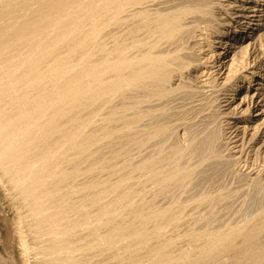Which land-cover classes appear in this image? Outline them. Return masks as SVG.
<instances>
[{"label":"bare ground","instance_id":"6f19581e","mask_svg":"<svg viewBox=\"0 0 264 264\" xmlns=\"http://www.w3.org/2000/svg\"><path fill=\"white\" fill-rule=\"evenodd\" d=\"M20 1L23 0H0V171L27 204V217L32 219L35 234L40 238L42 234L47 236V245L41 239L43 248L34 250L40 264H78V252L84 256L92 251L99 255L107 253L113 264H218L224 258L226 261L227 256L231 258L226 263L223 261L225 264H264V197H258L261 188L253 199H250L251 191H242V203H248L250 209L243 206L246 211L242 214L241 205L242 211L236 210L241 220L225 221L223 226L217 223L219 219L218 222H224V218L217 219L218 212L224 204L221 214L232 215L235 208L228 201L231 192L228 194V188V192L224 190L228 194L226 199L217 193L215 200L223 203L219 207L216 203L214 206L211 196V206L218 209L215 213L216 208H211L212 214L201 215V220L214 223L210 217L215 215L218 227L212 224L209 229L211 224L208 227L205 224L199 226L200 230L194 229L196 232L187 229L185 234L179 233L192 243L191 252V248L188 251L186 247L187 252L182 245L181 256H175L178 239L174 240L170 234L166 236L168 240L157 241L168 228L179 229V222L191 203L202 206L209 198L194 196L193 200L187 195L189 199L184 201L179 197L185 191V181L191 182L194 169L201 162L206 163L204 157L214 152V138L218 136L206 129L208 118L213 117L211 110L208 113V108L199 104L208 113L204 114L208 120L204 121L207 132L200 136H194L193 132L192 139L183 147L172 139L179 122H172L175 117L168 106L174 101L192 99L193 93L187 91V85L173 89L170 84L177 78L196 81L191 78L197 70L193 64L200 62L197 50H209H204L207 44H198L211 38L209 33L216 21L212 13L214 0H43L42 4L36 0L17 9ZM253 6L256 9L259 5ZM47 7L50 9L44 15L41 10ZM262 11L252 10V19L242 24L226 22L213 43L240 47L253 35ZM208 47L211 48L209 41ZM215 51L212 50V55L217 63L221 58L216 57ZM234 86V92L240 90L242 80H237ZM214 102L212 111H218ZM198 109L195 115L199 118L202 110ZM187 127L185 131L190 129ZM109 167L117 169L111 168V173ZM105 169L110 172V179L116 175V181L99 180ZM79 177H83V182ZM71 178L75 182L70 183ZM130 180H133L131 186L139 188L134 194L133 189L121 191L122 185ZM148 187L153 191L149 190L152 194H148L152 197L180 191L171 203L168 201L167 207L162 203V208L158 205L151 209L153 198L145 206L134 205L142 202V196L141 200L136 199L140 202L135 198L142 189L147 192ZM263 191L262 188L264 196ZM111 194L117 198L107 199ZM72 195L77 196L76 201L71 199ZM249 200L255 202L252 207ZM126 208L131 211L126 212ZM122 212L130 214L132 221H123ZM69 214L77 218H70L64 224ZM194 220L193 224L198 221ZM88 226L87 236H80V231ZM101 228L107 229L104 234L100 233ZM21 241L24 251H29L31 245ZM145 248L150 251L146 260L130 258Z\"/></svg>","mask_w":264,"mask_h":264},{"label":"rangeland","instance_id":"374dc122","mask_svg":"<svg viewBox=\"0 0 264 264\" xmlns=\"http://www.w3.org/2000/svg\"><path fill=\"white\" fill-rule=\"evenodd\" d=\"M31 1H36V0L20 1L17 5V9H23V7L26 5V3H30ZM47 1L51 2L52 0H47ZM38 2H40V4H42L43 0H38ZM35 4H36V6H40V4H38L37 2ZM253 5H259V6H256V9H254ZM212 8H213L212 13H213L214 17L216 18V21L213 22V28H212L211 32L209 33L210 34L209 37H211V38H209L208 41H209V45L211 46V48L208 47V41L207 42L204 41L205 43L204 42L202 43V41H199L200 43L198 42L199 43L198 46L207 44L205 46L204 50H207V49H209V50L204 51V52L199 51V50L196 51V55L199 53L197 55V58L200 62L196 63L197 65H195V63L193 64V66H197V70L194 73H192V75H191V78L195 79L196 81H191L189 79H184L183 81H181L179 78H177V79H174L170 84L171 85L170 87L173 89L181 88L180 86H182L183 84H184V86L187 85L188 86L186 88L187 91L189 89V92L193 93L192 99L178 100L179 101V102H177L178 104L175 103V101H174V103H172L173 105L171 104L170 106H168V107H170V108H168V111L171 112V110H172L171 113H174L173 116L176 119L172 117L173 123L176 124L177 122H179V123L181 122L180 124L177 123L178 124L176 127L177 129L175 128L177 131L175 129H173L174 135H173L172 139H175L174 141L179 142V143L177 142L176 144L181 145L183 147L187 146L188 141L190 142L193 135L194 136L195 135H199V136L204 135L210 129L213 131L214 137H215V135L218 136V137L214 138L215 139L214 140L215 144H214V148H213L214 154L210 153L211 157L210 156L204 157V158L207 157L209 159V161H208V159L206 158V161H207L206 163L208 165L206 166V163H204L205 161H203V162H201V165L197 166L199 168L196 167L198 170H196V168L194 169L195 173H193L192 178L190 179L191 182L188 183L189 180H187V182L185 181L184 187L187 190L183 187V190H185V191H183V193L180 194V197H179V198H181L180 200H184V201L188 200L190 196H191L190 199L193 197V200H194V196H195V198L196 197L200 198V196L204 197L205 195H206L205 197H207V195H208V197L210 199L213 197L212 199L215 200V198H216L215 196H218V194L220 192L221 194H219V196L221 197V199L222 198L226 199V197L232 196L231 199H232L233 203L231 200H229L230 197H228L229 198L228 201H230L231 204L234 205V206L232 205L233 208H235L234 210L232 209V206H231V210H233L231 212L234 213L236 210L238 212L242 211L241 207H240L241 205H242V207L243 206L247 207L246 205L248 203L246 205H243L242 202H244V201H242V198H240L242 196L244 198V193L242 191H245V189H246V192L248 190L252 192L251 193L248 191L250 193L249 194L250 196L252 194V197L250 199H253V197L255 196L254 193L256 194L257 190H260V188H261V190L259 191L260 194L258 195V197H260V199H263L262 197H264L263 195H261L262 188L264 190V0H261L259 2L257 0H214ZM49 9H50V7H47L45 10L42 9L41 11H43L44 15H46L47 12L49 11ZM261 9H263V11H262L263 16L259 18V21H257L258 26L256 27L255 31L253 32V35H251V37H249L248 41L245 43H241L239 45L240 47L231 48L229 45H225L224 43L223 44L222 43H219V44L213 43L216 40V33L218 31L222 30L221 26H224V24L226 22L227 23L228 22L229 23L235 22L238 24H240V23L242 24L244 22L249 21V19H252L250 17V16L254 15V12H252V10H261ZM51 11L52 10H50V12ZM6 14H7V12H5L4 15H6ZM242 16H247V17H242ZM215 28H217V29H215ZM198 33L199 32H197L196 35ZM248 43H249V46H248ZM250 46H251V48H250ZM212 50H214V51L216 50L215 51V55H217L216 57L221 58V59L217 60L218 61L217 63H214V61H213L214 56L212 54L214 52H212ZM243 61H245V62L243 63ZM241 63H243L244 65ZM258 64H261L262 66L260 68H258L259 67ZM241 66H243V67H241ZM254 69H256V70L259 69V70L254 71ZM254 72H258V73L255 74ZM247 77L248 78L251 77V79L249 80V79H247ZM237 80L238 81L242 80V87L237 92H234L233 88L235 87L234 85H236ZM178 85H179V87H178ZM191 90H193L194 92ZM216 95H218V97ZM202 99H205L206 101L202 100ZM193 100H196V101L194 102ZM214 100L216 102H214ZM186 102H187V104L185 105ZM213 102H214V107L216 104L219 107L218 111H215V110L212 111L213 105H211V103L213 104ZM183 104L185 105V108H184ZM199 104H200V107L203 106L204 108H208V110H206L208 113H210V110H211L210 114H212L213 117L210 118L211 117L210 116L208 118V120L210 119V121H208L206 118L208 113L204 109H203L204 112H202L203 110L199 107ZM190 106H191L192 111L190 109ZM194 106L197 109L199 107V109L202 110L198 114V116L202 115L199 117L200 119L195 115V114H197L196 113L197 109ZM188 110L191 111L192 113L191 112L188 113L189 112ZM195 110H196V112H195ZM181 111L183 113H181ZM191 114L194 116H192ZM178 115H181V116L179 117ZM176 116L179 117V120L177 119L178 117H176ZM195 116L198 119L195 118ZM202 117H204L206 119L203 120ZM193 118H195V119H193ZM212 119H214V120H212ZM176 120H177V122H175ZM192 121H194V122L192 123ZM204 121L205 122L208 121V122H206L207 128L205 126L206 123H204ZM211 121L213 123H211ZM185 122H186V124L188 123L187 124L188 127L191 125L189 127L190 129L195 126L197 131L192 130V129H191L192 130L191 131L186 126V124H184ZM201 122H203V123H201ZM192 124H193V126H192ZM194 124H196V125H194ZM197 124H198V126H197ZM200 124L203 126H201ZM183 127H184V129H183ZM186 127L189 130L185 131ZM195 128H193V129H195ZM205 128L207 129V131ZM212 128H214V129H212ZM202 129H203V131H202ZM217 129H219V130H217ZM189 131H191V132H189ZM215 131L218 133H216ZM193 132H195V133H193ZM199 132L202 134H200ZM192 133H193V135H192ZM190 135H191V137H190ZM188 138H190V139H188ZM216 138H218V139H216ZM220 139H221V141H220ZM216 145H217V147H216ZM147 151H145V152H147ZM221 153H222V155H221ZM207 155H209V154H207ZM191 161L193 162L194 160H191ZM217 161H219V162H217ZM127 162H129V161H127ZM222 163H223V166H222ZM128 165H129V163H127V169L130 168V166H128ZM195 165H196V163H195ZM202 165H204V166H202ZM226 165H228V166H226ZM229 166H230V168H229ZM111 168H113V167H109L107 169L109 170ZM115 168L116 167H114L113 170ZM107 169H105V170H107ZM127 169H125V173H128V172H126ZM215 169H216V171H215ZM113 170L111 169V171L110 170L109 171L112 173ZM107 171L102 172V174H103L102 176H101V174H99L100 175V177H98L99 180L105 178L106 180H110L111 183L116 181V178H115L116 175H113V176L111 175V179H110V175H109L110 172L109 171L107 172ZM116 174H117V172H116ZM195 174H197V175H195ZM199 176H201V177H199ZM118 177H120V176H117V179H118ZM74 178H76V177H74ZM80 178H81L80 181L83 182L82 181V180H84L83 177H79V179ZM105 179L103 181H105ZM69 180H70V183H73V181L75 182V179L73 181H71L72 178ZM77 181H78L77 182V184H78L80 181L79 180H77ZM132 181L133 180L126 181L125 184L122 185L124 187L123 188L121 187V191H127V190L131 191V189H133L131 191L133 194L135 193L134 190L137 189L136 191H138V189H139L138 187L136 188V186L135 187L131 186L132 184L130 182H132ZM128 183H129V186H128ZM197 183L199 185H197ZM236 184H238V186ZM194 185H196V186H194ZM212 186H213V188H212ZM241 186L242 187L244 186V187L241 188ZM245 186H247V187L245 188ZM206 187H208V188H206ZM222 187H223V189H222ZM124 188H126L127 190ZM145 189H147V188H145ZM150 189L151 188L148 187V191ZM235 189H237V191L240 189V191L237 192V191H235ZM142 190H141L142 195L140 193V195H137L135 198V200L136 199L141 200L140 197L142 196V202L138 203V204L135 203L134 205L144 204L143 206H145L146 204L152 202V201L149 202V200L151 198H153L154 200L153 199L152 200L155 203L154 202L152 203V205H154V206L151 205L152 206L151 209L157 208L158 205H160V206H158V208H162V206L167 207V205H169V202L171 203L173 197H177L176 194H178V192L180 191V190L178 192L173 191L172 194L170 192V193H168L169 195L167 194L168 196H166L165 194H161V195L160 194H156V195L153 194V197H152V195H148V194H152V193H150L151 190L149 191V193H148V191L144 193V190L143 191ZM224 190L226 192L229 191L228 194L231 192L232 195H230L231 193L228 195ZM233 190H234V193L232 192ZM118 192H120V190L117 191V193ZM151 192H153V191H151ZM206 192H207V194H206ZM213 193H215V195ZM223 193H225L224 197L221 196ZM241 193H243V194L241 195ZM263 193H264V191H263ZM143 194L147 195L145 197L149 196L147 198L148 200L147 199L145 200V197L143 200ZM170 194L172 196H170ZM187 195L189 197H187ZM226 195H228V196H226ZM113 196L117 198V196L111 194V196H109L107 199H112V198H114ZM73 197L74 198H71V199L72 200L75 199L74 201H76L77 196L74 195ZM116 198H114V199H116ZM167 198H168V200H167ZM209 198L205 200L206 203L205 202H203L204 204L202 203V206L201 205L196 206L197 205L196 203H194V205H193V203H191L190 206H188L186 208V212L189 210L187 212L188 214L186 212H184V217H182V220L179 222V224L181 226L180 225L178 226L179 229L175 228L177 230V231L175 230L176 233L179 231L178 234L174 233L175 231L173 230V228H171L173 231H169L171 229L168 228V230H166V233L164 234L165 237L160 236L161 238L158 237L157 241H159L158 239H160V240L163 239V241L168 240V237L170 234V237L173 236L174 240L178 239L176 241V242H178V245H179L178 249L180 247H182V245H183V246H185V248L184 247L183 248L186 251H187V249L189 251V249L191 248L189 251V252H191V250L194 248L193 246L191 247L192 243L190 242L189 239H186V240H189L188 242H190V245H188V242L185 240V238L182 235H179V233L181 234L183 232L185 234V232H186L185 230H187V229H188L187 231L200 230V229H198L199 226L205 227L207 225V227H208L211 224L210 225L211 227H208L210 229V228H212V224L214 225L216 223L217 219H219V218H222V219L224 218L223 219L224 222H222V223L218 222V221H220V219L217 221V223H219V225L222 224V226L226 222L231 223L230 221H233V223H236V221H238V219L241 220V217L239 214H237L238 213L237 211H236L235 215H233V213H232V215L234 217L232 215H230V217H227L229 215H227V216L222 215L221 209L224 207V204L220 203L217 200L213 201L211 199V201H210ZM234 198H236V199H234ZM161 199H162V201H161ZM208 200H209V202H207ZM136 201L140 202L139 200H136ZM212 201L214 202V206H215V203L218 207L220 206V204H223L222 207H220V211L218 210L219 211L218 214L220 213L223 217L222 216L220 217L219 216L220 214H219L218 218L215 219L216 217H215V215H213L214 217L211 216L210 218L211 219L214 218L215 222L212 223L213 221L210 219L211 220L210 224H207L209 221L206 223V222H204V219L201 220V218L207 217V216L209 217L210 212L212 214V210H214L216 208L214 210L216 213V210L218 209V207L214 208V206H211V205H213ZM250 201H252V203H253L254 200H249V204H250L249 206L252 207V205H254L255 202L253 204H251ZM180 202H182V201H180ZM225 202H227V200H225ZM162 203H164V204H162ZM161 204H162V206H161ZM236 205H238V206H236ZM192 206L193 207L195 206L194 209ZM245 207H243L242 209H244ZM211 208H213V209L211 210ZM247 208L250 209V207H247ZM239 209H240V211H239ZM27 210H28V206L22 200L21 195L18 194L17 191L10 185V183L7 179V176H5L4 174L2 176V172L0 171V264H2V263L3 264H40L38 256L35 255L36 252L38 251L36 249H40L45 242L47 245V241H46L47 236L46 235L44 236V234H42L41 236L43 238H40L39 236H37L35 234L33 227L31 226L32 219L30 217H27ZM129 211H131V209L126 208V212H129ZM243 211L244 212L242 214H245L246 210L244 209ZM121 214L122 215L124 214L123 215L124 217H121L123 221H126V222L132 221V217L130 214L128 215V213H125V212H122ZM72 215H74V214L72 213ZM72 215L69 214L67 217L68 219H65V223H64V220L62 221V223L66 224L67 223L66 221L69 220ZM198 215H199V217H198ZM201 215H202V217H201ZM237 215L239 218L236 217ZM74 217L77 218V215ZM74 217H72V218H74ZM128 217H129V219H128ZM72 218L70 220H72ZM130 218H131V220H130ZM226 218H229V219H226ZM231 218H233V219L231 220ZM194 219L198 220V221H196L197 224L196 223L193 224V222H195ZM222 219H221V221H223ZM191 225H193L194 227L193 226L191 227ZM90 226L94 227L96 225L91 224ZM90 226H88V228H84L83 230H81L79 235L83 236L85 238L89 232ZM215 226L218 227L216 224H215ZM215 226H214V228H216ZM187 227H189V228H187ZM190 227L193 229H191ZM98 228H99V226H98ZM208 228H207V230H208ZM21 229H22V231H21ZM105 230H107V229L101 228V230H100L101 232L100 231L99 232L105 233L106 232ZM167 231H169V232H167ZM104 233H102V234H104ZM172 233H174V234H172ZM174 235H178V238H177V236H174ZM166 236H168V237L166 238ZM179 236H182L183 239L181 237L179 239ZM21 237H23V238H21ZM164 238H166V239H164ZM41 239L44 240L43 241L44 243L42 242ZM21 240H23L24 242L26 241L25 243L29 247L31 245L30 248H32V250L29 248V251L27 250L25 252L24 248L22 246ZM179 240H181V241H179ZM185 241H186V243H185ZM161 242H162V240H161ZM179 242L181 245L179 244ZM186 247H187V249H186ZM33 248H35V249H33ZM178 249H177L178 252H174V253H177V254H175V256H181L180 254H182L180 251L182 248L179 250ZM184 249L182 251L186 252ZM34 250H36L35 253H34ZM78 251H80V250H78ZM193 251H197V250L194 249ZM27 252H29V253L27 254ZM92 252H94V251H92ZM92 252H89V254L90 255L92 254L94 256H90L87 254H86L87 256L84 255L85 257L80 256L81 254H83L81 252H78L79 255L77 253H75L73 256L74 257L78 256V257H76L78 264L81 261H84V262H81L80 264H90V263H92V264H108V262H110V261L113 264V261L110 258H108L109 255H107V253L106 254L103 253L104 255L103 254L99 255L100 253L99 254H97V253L93 254ZM149 254H150V251L148 250V248H145V249L139 250L136 254H132V255L130 254L131 255L130 258L131 259L136 258L135 260L140 259V258L142 260H146L149 256ZM191 254H192V256H194L193 254H195V253L193 252ZM31 255H32V257H31ZM34 255L36 257H34ZM79 257H81V258L78 259ZM226 258H227L226 261L227 260L229 261V259L231 257L227 256ZM222 260L224 261L225 258ZM223 261H220V262H222L221 264L226 263V261H224L225 263ZM178 264H187V263H178Z\"/></svg>","mask_w":264,"mask_h":264}]
</instances>
